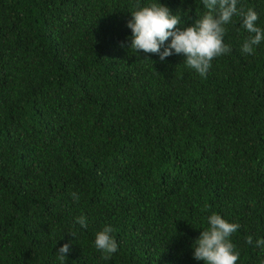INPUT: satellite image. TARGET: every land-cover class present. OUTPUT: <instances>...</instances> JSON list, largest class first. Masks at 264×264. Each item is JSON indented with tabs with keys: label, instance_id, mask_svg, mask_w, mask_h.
Here are the masks:
<instances>
[{
	"label": "trees",
	"instance_id": "1",
	"mask_svg": "<svg viewBox=\"0 0 264 264\" xmlns=\"http://www.w3.org/2000/svg\"><path fill=\"white\" fill-rule=\"evenodd\" d=\"M150 3L180 30L207 11L0 0V264H61L64 244L63 264H204L192 245L213 213L240 225L236 264H264V41L243 53L250 34L234 16L231 51L201 77L183 54L129 47L131 12ZM241 7L264 30V0ZM105 226L118 244L107 260L95 247Z\"/></svg>",
	"mask_w": 264,
	"mask_h": 264
},
{
	"label": "clouds",
	"instance_id": "2",
	"mask_svg": "<svg viewBox=\"0 0 264 264\" xmlns=\"http://www.w3.org/2000/svg\"><path fill=\"white\" fill-rule=\"evenodd\" d=\"M238 0H202L207 9L202 18L196 19L192 26L183 30L177 28L181 23L179 16L172 14L170 10L160 3H150L147 6L137 7L131 12V19L127 27L131 29L130 48L135 52L158 54L161 61L175 54H183L184 63L190 69H194L201 77L211 67V61L222 55L228 54L231 49L223 42L226 33L225 26L237 16L241 20V26L250 34L242 45V52L252 54L254 47L264 41V30L256 25L258 14L253 9L245 10L237 8ZM171 38L167 47L161 51V46ZM74 202L80 197L72 193ZM77 223L86 228L85 217L77 218ZM208 227L200 232L194 241L193 258L201 260L204 264H236L239 252L230 237L239 228L238 223H230L218 214L207 217ZM112 227L105 226L95 236V247L102 253L104 259H110L117 252L118 244L111 235ZM75 238V233H70ZM246 243H253L252 236L246 238ZM256 246L264 249V239H257ZM69 245L61 246L57 253L61 264L69 252Z\"/></svg>",
	"mask_w": 264,
	"mask_h": 264
}]
</instances>
